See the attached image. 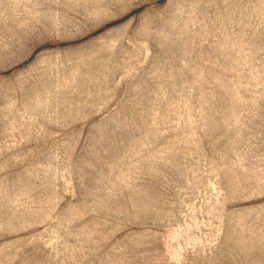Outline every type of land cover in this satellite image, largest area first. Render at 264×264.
Returning <instances> with one entry per match:
<instances>
[{
  "label": "rangeland",
  "instance_id": "1",
  "mask_svg": "<svg viewBox=\"0 0 264 264\" xmlns=\"http://www.w3.org/2000/svg\"><path fill=\"white\" fill-rule=\"evenodd\" d=\"M0 264H264V0H0Z\"/></svg>",
  "mask_w": 264,
  "mask_h": 264
}]
</instances>
